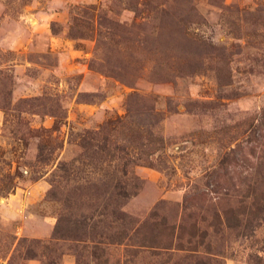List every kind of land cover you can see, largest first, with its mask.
Returning <instances> with one entry per match:
<instances>
[{
    "label": "rangeland",
    "instance_id": "1",
    "mask_svg": "<svg viewBox=\"0 0 264 264\" xmlns=\"http://www.w3.org/2000/svg\"><path fill=\"white\" fill-rule=\"evenodd\" d=\"M263 201L264 0H0L3 264H264Z\"/></svg>",
    "mask_w": 264,
    "mask_h": 264
},
{
    "label": "trees",
    "instance_id": "2",
    "mask_svg": "<svg viewBox=\"0 0 264 264\" xmlns=\"http://www.w3.org/2000/svg\"><path fill=\"white\" fill-rule=\"evenodd\" d=\"M58 170L59 171H65V165H59L58 166ZM124 175H126V173H123ZM114 189H117L118 190V195L119 196H122L124 195V187L121 185V182H116L115 185H114ZM264 202V201H263ZM251 208H256V210L260 212H263L264 213V203H258L256 205H254V203L251 204ZM251 213V212H250ZM126 217L124 215H121L117 217V220H124ZM10 239V237H9ZM12 241L10 243V246L7 247V252H6V255L4 257H0V263H2V261H5L6 257L9 255V252L10 250L12 249L13 245H14V241L16 240L15 237H11ZM25 241L22 240L19 242V245H20V249H22L23 246V243ZM142 246H145L144 244H142ZM160 246H164L162 245L161 243L159 242H151L150 241V245H148V247H160ZM163 248V247H162ZM35 258V255L30 251V249H26L25 248V252H23V254H21L18 250V254L16 257H11L8 261V264H15L17 263L18 260H20L21 262L22 261H26V260H32Z\"/></svg>",
    "mask_w": 264,
    "mask_h": 264
},
{
    "label": "crops",
    "instance_id": "3",
    "mask_svg": "<svg viewBox=\"0 0 264 264\" xmlns=\"http://www.w3.org/2000/svg\"><path fill=\"white\" fill-rule=\"evenodd\" d=\"M43 236H45V235H43ZM34 261L33 260H30V261H28V264H32ZM0 264H3V263H0Z\"/></svg>",
    "mask_w": 264,
    "mask_h": 264
}]
</instances>
